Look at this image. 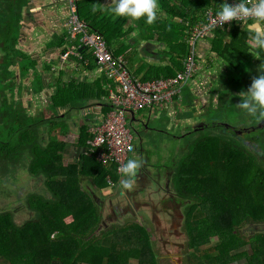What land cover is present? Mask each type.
<instances>
[{"label":"trees","instance_id":"16d2710c","mask_svg":"<svg viewBox=\"0 0 264 264\" xmlns=\"http://www.w3.org/2000/svg\"><path fill=\"white\" fill-rule=\"evenodd\" d=\"M228 1L177 0L171 3V0H159V3L170 17L188 18L192 25L197 19V10H201L199 17L202 15L203 20L204 7L213 5L216 12L221 2ZM76 4L80 18L86 22L83 14L86 0H76ZM92 9L89 6V13L94 16ZM146 24L151 33L157 32L164 38L173 26L157 18ZM240 42L246 41L241 39ZM168 44L170 52L180 55V59L172 56L173 64L153 66V78L159 74L173 75L181 68V57L186 50L184 43L169 39ZM255 48L264 67V47ZM246 49L241 51L246 54ZM79 51L82 60H78L76 67L83 65L84 59L92 61L87 51ZM7 54L0 57V116L6 113L4 123H0L3 128L0 130V183L13 180L14 186L18 175L22 174L28 178L40 177L47 194L31 192L26 196L28 212L21 224L14 221L10 206L0 210V261L5 264H156L148 231L138 223L105 229L101 241L95 237L101 216L96 193L110 186L107 176L112 182H118L119 175L114 166H102L92 156L70 161L63 152V137L57 138L60 132L71 130L77 136L78 145L85 144L88 120L76 127V119L70 118L69 113L87 107L84 103L100 97L97 92L106 95V91H99L106 85V78L101 75L100 79L89 82L69 75L64 81L60 79V72L44 111L31 115L21 104L8 100L6 90L13 100L16 97L22 101L18 94L21 87L13 85L16 79L9 70L13 60L16 62V52L11 50ZM17 62L20 76L32 69L35 84L31 80V90L40 91L44 82L35 60L23 55ZM72 70L68 68L67 72ZM7 78L9 82L2 84ZM109 108L103 101V112ZM7 113L14 114V118L6 121ZM213 121L214 117L208 123ZM199 132L197 129L196 133ZM253 139L259 144L257 149L246 146L241 139L242 143H238L235 138L220 134H197L174 157L170 186L177 196L186 200L184 214L189 252L186 260L190 264H234L237 261L238 264H264V232L254 230L244 235L240 229L251 222L264 224V144L260 135L256 134ZM199 174L202 176H197Z\"/></svg>","mask_w":264,"mask_h":264},{"label":"crops","instance_id":"0c3cea01","mask_svg":"<svg viewBox=\"0 0 264 264\" xmlns=\"http://www.w3.org/2000/svg\"><path fill=\"white\" fill-rule=\"evenodd\" d=\"M176 1L177 0H171V3H176ZM110 3L111 0H86V4L83 6L84 19H87L86 22L91 23L92 26L95 25V28H91L96 30L100 29L112 52L124 58L126 66L136 77L145 80L153 78V66H168L173 64L171 61L172 56L180 59V55H173L170 52L171 48L169 47L168 40L170 39L172 41V39H177L179 43H184L185 45V35L187 31L202 18V15L199 17L201 10H197V19L194 20L191 25L188 18H186L187 20H182L177 17H170V15L162 11L161 7L158 5L157 16L159 17L156 18L173 25L164 38L160 37L157 32L152 31L151 33L148 29H138L135 24L136 22L133 23L130 20H126V17H113L106 11V9L111 6ZM89 6L96 9V13L92 11L94 16H92V13H89ZM206 8L214 7L213 5H208L203 9L205 10ZM101 9L104 10L102 11ZM66 12L67 9L65 4L56 0H28L27 2L21 0L17 2L16 0H0V57L10 53L11 49L8 43H12L16 47L14 48L16 49V54L14 56L16 62L13 60L14 64L12 63L9 70L12 73L11 75L16 79V86L21 87H19L21 90L18 94L22 101L20 102V98L16 97H14L13 100L9 90H6V94H8L9 101L21 104L24 109L26 107L27 109L31 107L29 105V100L32 93H30L32 69L29 68L26 75L20 76V68L17 61L21 60V56L23 55L29 59L35 60L36 67L38 71L40 70L39 72H41L43 82L47 84L46 86L49 87V89L51 86L49 90L51 94L57 82L56 77L60 75V72V79L64 81L68 79L69 75L75 78L78 77L79 80L87 79L89 82L96 81L97 78L100 79L101 77V73L98 72L93 61L89 62L87 60L88 63L86 65L83 64L76 67L78 60L73 55H69L67 59L63 61L60 60L61 53L71 48L73 44L66 38L64 25ZM139 20L144 21V19ZM138 25L140 26L141 23ZM9 26L11 27L9 31L12 30V35H10V33L4 35L3 33L7 31L6 27ZM257 34H264V23H254L251 20L235 21L229 25L224 24L223 26L213 28V31L206 34L197 44L199 59L198 71L194 78L185 86L187 91L183 97V92L181 93V97L177 100V103L183 106L184 110H196L197 112L194 114L196 116L202 111L201 102L205 100L206 96L211 99L210 101L209 99L205 101L203 106H209L212 109H216V111L222 104H235L233 103L235 99H232L233 95L241 91H246L248 87L243 89L244 86H247L244 79L234 78L232 74L227 78L226 73L229 68H227V66L233 65L234 52L243 56L246 55L243 50L241 51L244 47L247 48V51L254 52L252 57L260 63L258 52L255 51V46L257 47V45H255L253 41V37ZM241 39H245L246 44L241 43ZM211 60L215 62H211ZM234 62L236 65V61ZM87 65L89 68H87ZM45 66H48V68ZM90 66H92V68H90ZM71 67L73 70L67 72L68 68ZM41 68L43 69L41 70ZM217 68H219V72H217L216 75H214L215 73H211L216 72V70H218ZM210 73L214 76L212 77V82L208 83L207 79ZM239 81H241L242 84L236 87L234 83ZM212 86L215 87L214 90ZM220 86H222L226 93L221 92L222 88ZM42 89L33 92V95L36 94L35 97L40 95V98H43L44 90L42 91ZM102 90L106 91L105 84L101 86V90L99 91ZM97 93H100V97H96L84 103L83 106L87 107L74 110V112H85L84 115H80L81 118L84 119L82 123H79L80 116H77L78 125L83 124L88 119L91 120L92 117L90 118V116L94 118L95 114L93 113V109L97 106L102 110V102L105 101V94L101 92ZM222 95H226L227 97L221 98ZM26 97L29 100H25ZM237 105L238 104H236V106ZM163 109H165V112L171 117H173V114L175 116L177 113L176 105ZM197 119L198 120L195 121L193 117H185L183 121L186 123H198L199 118ZM74 122H76V120ZM72 134L74 135V132ZM152 176L154 180L151 178L152 181L150 183H157L155 180L156 175L153 174ZM120 185L121 184L118 182L115 187L117 188Z\"/></svg>","mask_w":264,"mask_h":264},{"label":"rangeland","instance_id":"374dc122","mask_svg":"<svg viewBox=\"0 0 264 264\" xmlns=\"http://www.w3.org/2000/svg\"><path fill=\"white\" fill-rule=\"evenodd\" d=\"M158 5L160 6V3L158 1ZM156 17L157 16L156 14ZM139 19H144V17H141ZM139 19H131V18H127L126 20H130L133 23H135L138 27V29L140 30H146L147 28V24L145 23V19L143 20H139ZM140 23H143L142 25H138ZM7 31H5L4 35H7L6 33H10V35H12V30L9 31L11 29V27H6ZM8 45L10 46V49L12 51L16 52V48L12 43H8ZM254 55V52H250L247 51L246 55L243 56L241 54H237V53H233L234 56V60L232 62L233 65H228V71L226 73V77L228 78V76H230V74L233 75L234 78H241L245 80V84L247 86L250 85L252 78H254L255 76H257L258 74H262L260 68H264L263 65L261 63L258 62V60L254 59L252 56ZM236 61V65L235 62ZM211 62H215L213 60H211ZM221 65V64H220ZM222 66V65H221ZM220 66V67H221ZM218 70H216V72H211V73H215L214 75L217 74V72H219V68H217ZM210 70V69H209ZM210 73V75H208V83L212 82V77L214 75H212ZM52 76V75H51ZM249 79V80H248ZM10 78H7L6 80H2L1 83L5 84V82H9ZM227 80V79H226ZM52 81V79H51ZM229 81V80H227ZM231 82V81H230ZM34 83V77H32V84ZM35 84V83H34ZM45 84V83H44ZM229 84V83H228ZM235 86L237 87L239 84L241 85L242 82L239 81L237 83H234ZM13 85L16 86V80L13 82ZM209 85V84H208ZM207 85V86H208ZM223 85V84H222ZM247 86H244V88H246ZM222 88V86H220ZM1 88V87H0ZM214 86H212V89L214 90ZM227 88V87H225ZM51 89V86H50ZM49 87H47L44 90V94H43V98H40L41 96L38 95V97H35L36 94H31V98L29 100V105L31 107H28V112L31 113V115H37L39 113H41L42 111H44V107L46 106L47 103H49V99H50V92H49ZM247 90V89H246ZM182 97L183 95H185V92L187 91V89L182 90ZM222 93H226V91L222 88L221 89ZM237 94L233 95V100L235 104H229V105H220L218 110L216 111V109H212L209 106H203L205 101H210V97H205V100H203V102H201V106H202V111L196 116L194 115L197 111L196 110H190V109H180V106L177 101L173 104L176 105V109H177V113L175 115V117H171L167 112H165V109H158V108H153L151 110V112L149 111V109H140L138 111L134 112V118L135 120L131 121V123H128V125L133 128V127H137L140 128L141 127V122L142 123H147L148 126L155 128V130L153 131H149V132H145L142 131L140 132V138H143V143L141 144V146L143 148H145V151L148 152L149 155V162L152 164H156L157 162H162L166 164V167H169L171 174H172V167L174 166L175 163L172 165L170 163V159H173L174 157L178 156L176 154H174L175 152V148L178 144H180V146H183L184 144H186V142H188V140H193L197 133L196 131L193 130V125L192 126H186L187 127H183L185 124V121H183V119L185 117H193V119H195V121H197L199 118V120H203V121H208L209 119L214 117V121L218 122L215 123V125L217 127H219L220 125L224 124V126L215 129L210 128V129H205L203 130V132H199L198 136L201 134H209V135H214V134H220L223 135L224 137H231V135H235V131L236 129H241L242 133L238 132L242 138V141H244V144L248 145L249 147L252 148H258L259 144L253 139L255 137V134L253 132H244L245 127H249V125L251 123H255L256 121V117L253 115H250L246 112V110L242 109L239 105L236 106V104H238L240 98L239 96H236ZM199 97V95H198ZM213 97V96H212ZM226 95H222L221 98H226ZM181 103V102H179ZM173 105H171L170 107H172ZM178 105V106H177ZM218 106V105H217ZM229 106V107H228ZM12 107V106H11ZM1 108V106H0ZM19 106H17L15 108V110H18ZM21 108V107H20ZM169 108V107H167ZM3 109V108H2ZM11 109V108H10ZM58 112H62L60 108H57ZM89 109V108H88ZM1 110V109H0ZM13 113H14V108L12 109ZM27 110V107L24 109ZM212 111V112H211ZM12 112V111H11ZM84 111H79V112H73L72 111L69 113L71 114L69 117L72 118L74 116V119L76 117V122L74 124H76L75 126L77 127L80 122L82 123V121L84 119L81 118L82 115L85 114ZM219 112V113H218ZM0 113H2L0 111ZM88 113V112H87ZM221 113V114H220ZM76 114V115H75ZM7 120L9 119H13L14 118V114H9L7 113ZM81 115V116H80ZM4 116L6 117V113L3 112V114L0 116V123H4L5 119ZM77 116L79 117V123H77ZM8 123V122H7ZM183 123V124H181ZM212 124V123H210ZM234 128V129H233ZM236 128V129H235ZM3 129V128H2ZM2 129L0 128V130L2 131ZM164 129V131L162 130ZM190 131V133L182 138H179V136H181V134H184L185 131ZM73 131L68 130L64 133L60 132V134L57 136V138L60 140L62 136L63 138L65 137V134H71L69 135V137L67 139H75V132L74 135L72 134ZM188 133V132H187ZM261 137V136H260ZM232 138H235L236 141L238 143H242L239 140V137H235L233 136ZM263 140V144H264V137L262 138ZM69 141V140H67ZM64 140V146L65 144H67ZM136 142L135 138H134V143ZM190 143V141H189ZM262 144V145H263ZM246 145V146H247ZM179 146V149H181L182 147ZM264 146V145H263ZM184 154V153H183ZM180 156V155H179ZM133 158V157H132ZM65 159V157H64ZM166 159V160H165ZM165 164H162L161 168L158 169V172H160V177L157 176L155 177L156 182L150 183V184H146L147 180L148 182H151L152 179L149 175H144L140 174V176L137 178V182L130 180V186H129V190L133 191L135 190L137 187H135V185L137 184H142L144 187L141 189V193L140 196H138L136 199H138L139 201H144L146 202V207H140L139 208V212L137 211L136 214L130 215L128 212H114L116 216L112 215V211H110V208H108L107 206L109 205L107 203V200L111 197L114 198V201L111 200V204L112 203H117V199L119 200V203L117 205H121L123 203L122 199L119 197L118 193H117V189L121 188L122 186H118L117 188L113 187V186H108L106 188H103V190H99L100 192L97 191L96 195L98 194L99 196V200H103V207L101 209L100 212V220L99 223V228L94 232L95 233V237L98 238V240L101 241L102 239V233L105 231V229L111 228L114 225L116 226H123L129 223H138L140 225H142L144 228L147 229L148 234H149V241L152 244V249L155 253V261L156 264H190L188 261H186L185 256L188 252V247L186 246L187 243V234H186V229H185V223H186V217H185V210L187 208L186 205H183L182 207L177 208L178 212H182L183 214V221L180 222L179 228H178V232L182 233V236L179 237H173V236H168L167 232L170 230V226H169V219L167 217L168 214L165 213L164 210H166V207H160V200H162V196L164 195L163 193V189L161 188V184L163 183V177L162 175L165 173V168L164 170H161ZM220 175V174H219ZM199 177L202 176V174L197 175ZM15 177V175H13V178ZM159 180V181H158ZM161 181V183H160ZM13 180H11V182L9 183L8 181H3L0 183V191H1V195H0V210L1 208L4 209V207L10 206L11 210H13V219L16 223L21 224L22 221L26 218V214L25 211L23 209V207H25V201H26V196L31 193V192H37V193H42V194H47L46 190H45V186H44V182L43 179L40 177H36V179L34 178H28L27 175L22 174V175H18V179L16 181V183H14V186L12 184ZM85 182V181H83ZM5 183V187H2V185H4ZM13 186V187H12ZM113 187V188H112ZM161 190L162 193L160 191L155 192L156 190ZM163 194V195H161ZM118 197V198H117ZM155 205L156 211H153V213L150 212V209L147 207V205ZM120 207V206H119ZM21 208V210H20ZM169 208V207H167ZM152 210V209H151ZM29 214V213H28ZM153 215L156 216V218L158 220H160L161 226L160 228H158V232L155 230V226L156 224L153 221ZM28 216V215H27ZM25 217V218H24ZM66 220H68V218H66ZM262 223V222H260ZM256 226V227H255ZM163 229V230H162ZM241 231L244 235L246 234H251L252 231H256L259 230L260 232H264V224H259L252 222L251 223H247L246 225H242L241 226ZM161 234V240L167 239V241L170 244H166L164 247H161V240L160 238H157L158 236H160ZM180 243V247L178 245H176V243ZM166 249L168 251H173L172 253V257L167 256L166 254ZM175 251V252H174ZM171 255V254H170ZM187 258V256H186ZM0 264H5L4 262L0 261ZM84 264V263H83ZM234 264H238V261ZM241 264H244V262H241Z\"/></svg>","mask_w":264,"mask_h":264},{"label":"built area","instance_id":"2783aa9c","mask_svg":"<svg viewBox=\"0 0 264 264\" xmlns=\"http://www.w3.org/2000/svg\"><path fill=\"white\" fill-rule=\"evenodd\" d=\"M56 1L66 6L64 22L66 38L73 43L71 48L61 53L60 60L67 59L69 55L82 60L79 50L87 51L98 72L107 80L105 85L107 94L104 100L110 105L105 112L98 106L93 109L95 116L94 118L90 116L91 120L88 119L86 122L88 137L84 145H78L76 135L73 140L67 139L71 134L66 133L63 139L69 141L66 142L63 152L70 161L78 162L83 156H92L102 166H114L116 174L119 175L117 181L120 182L123 175L118 169L131 158L134 151V138L128 125L135 120L134 112L140 109L149 111L153 108L163 109L173 105L198 70V42L213 31V28L235 21L224 22L222 25L217 22L213 25V21L218 19L215 16V9L206 8L204 19L190 28L185 35L186 50L181 57V68L173 75H159L142 80L128 69L122 56L112 52L104 36L80 18L76 0ZM236 2L238 0L228 1L230 5ZM83 63L86 65L87 59H84ZM100 114L102 118L94 123L93 120ZM107 180L114 188L118 183L112 182L108 176Z\"/></svg>","mask_w":264,"mask_h":264},{"label":"flooded vegetation","instance_id":"af4514ba","mask_svg":"<svg viewBox=\"0 0 264 264\" xmlns=\"http://www.w3.org/2000/svg\"><path fill=\"white\" fill-rule=\"evenodd\" d=\"M31 80H32V78H31ZM46 85L47 84H44L42 86V88H43V89L41 88L42 91L47 88ZM30 93L33 94V91L31 89H30ZM26 99L29 100L27 97L25 98V100ZM180 109L183 110L184 107L180 106ZM73 112H74V110H72L71 114H73ZM71 114H69V116ZM173 117H175L174 114H173ZM215 123H218V122H212V124H210V123H208V121L199 120L198 123H190V122L186 123L185 122L183 127H187V126H192L193 125L194 126L193 130L196 131L197 129H199V131H203L205 129H210V128H213V127L215 129L220 127V129H221V126H224V124H222L219 127H217L215 125ZM140 124H141L140 128H137V127L131 128L130 127V129L132 131V134H133V138H135V140H136V142L134 143V151H133V155L131 156V158L133 157V158L138 159L140 161V168L138 169V172L135 175L136 177L134 176V177L130 178V180H133V181H136V182H137V178L140 176V174H143V173H145L144 175H146V174L149 175L152 179H153V176H152L153 174L156 175V177L157 176L160 177V172H158V169L161 168L162 164H165V163H162V162H157L156 164H152V163L149 162L150 160H149L148 152H146L145 148H143L141 146V144L143 143V138L142 139L140 138V132H142V131H145V132L153 131V130H155V128H152V127L148 126L147 123H142L141 122ZM181 124H183V123H181ZM186 124H187V126H186ZM242 128H244V127H242ZM241 129H238V130L236 129L235 135L233 134V135H231V137H233V136L239 137V139L242 140L241 136L238 135L239 134L238 132L242 133ZM162 130L164 131V129H162ZM190 131L191 130L185 131V133L190 132ZM246 131L248 133L249 132L256 133L257 135H260L261 136L260 138L262 139L264 137V118L256 119L255 123H251L249 125V127H245L244 132H246ZM182 135L183 134H181V136H179V138H182L183 137ZM188 142H189V140H188ZM186 144H187V142H186ZM186 144H184L183 146H180V144H178L176 146V148H175L174 154H177V153L179 154L181 152V149H182V148L179 149V146L184 148V147H186ZM173 160H174V158L170 159V163L171 164H172ZM171 167H172V170H173V166H171ZM165 168H167V169H165ZM164 169H165V173L162 175L163 183L161 184V188L163 189L164 195L161 194L163 196L161 198L162 200H160V205L159 206L160 207L161 206L162 207H166L165 208L166 210H164V211H165L166 214H168V216H170V217H167L169 219V226H170V228H169L170 230L167 232V235L168 236H173V237H179V236H182V233L178 232V228H179L180 222L183 221V215H182V212H180V213L178 212L177 208L182 207L183 205H185V203L183 201H180V200L176 199L177 194L174 191H172V188L170 186L171 185L170 184V182H171L170 181L171 180V171H170L169 167H166V164L161 170H164ZM123 179H126V177L122 176V180ZM122 180H120L119 184H121ZM146 184H150V182H148V180H147ZM135 187H137V188L135 190H133V191L129 190V188H127V189H124V188L117 189V193H118L119 197L123 201V203L121 205H117L119 203L118 199L116 201L117 203H112L111 204L110 201L111 200L114 201L113 197H111V198H109L107 200V203L109 204L107 207L110 208V211H112V215L113 216H116L115 213H114L116 211L117 212H124L125 211V212H128L130 215H133V214H136L137 211L138 212L140 211L139 210L140 207H144V206L146 207V204H147L146 202L139 201L138 199H136L138 196H140L141 189L144 186L142 184H137V185H135ZM157 191H160L162 193V191L160 189L159 190L157 189L155 192H157ZM103 203H104L103 200H99L98 201V204H100V208H99L100 212H101V209L103 207ZM147 207L150 209L151 213H153V211H156V210H154V209H156L155 205L151 204V205H147ZM167 207H169V208H167ZM23 209H24L25 212L26 211L28 212L26 207H23ZM1 210H3V209L1 208ZM20 210H21V208H20ZM152 218H153L154 223L156 224L155 230L158 232V228H160V226H161L160 220H158L155 215H153ZM100 225H102V222H101ZM157 238H160V240H161V234ZM160 243H161V247H164L166 244H170L167 241V239H164V238L161 240ZM164 243H166V244H164ZM176 245H178L180 247V243L177 242ZM172 253H173V251H168L166 249L167 256L172 257ZM185 259H186V256H185Z\"/></svg>","mask_w":264,"mask_h":264},{"label":"clouds","instance_id":"9594fccd","mask_svg":"<svg viewBox=\"0 0 264 264\" xmlns=\"http://www.w3.org/2000/svg\"><path fill=\"white\" fill-rule=\"evenodd\" d=\"M110 5L106 11L113 17L131 19L144 17L145 23L150 24L156 19L158 0H111ZM92 11L95 12L96 9L93 8ZM215 16L218 19L213 21V25L217 22L222 25L224 22L238 20L264 23V0H254V2L238 0L231 5L227 2H221L216 9ZM253 41L255 45L264 47V34L255 35ZM260 70L264 73V68H260ZM237 95L240 97L238 105L242 109L257 119L264 118V74H258L252 78L247 90L241 91ZM139 168L140 161L135 158L128 159L119 167L118 171L126 177L121 181L122 188H129L130 178L137 174Z\"/></svg>","mask_w":264,"mask_h":264},{"label":"water","instance_id":"95a60500","mask_svg":"<svg viewBox=\"0 0 264 264\" xmlns=\"http://www.w3.org/2000/svg\"><path fill=\"white\" fill-rule=\"evenodd\" d=\"M28 1V0H27ZM102 118V115L100 114L99 116H97L93 121H94V123H97L100 119ZM93 195V194H92ZM97 200L99 201V196L97 195ZM93 198H95L96 199V195H93ZM176 199L177 200H180V201H183L184 203H185V201L186 200H183V199H181L179 196H176ZM100 205V204H99ZM129 207V206H128ZM99 208H100V206H99ZM130 208V207H129ZM131 210V209H130ZM183 215V214H182ZM187 234V233H186ZM187 238H188V236H187ZM187 244H188V239H187V243H186V246H187Z\"/></svg>","mask_w":264,"mask_h":264}]
</instances>
